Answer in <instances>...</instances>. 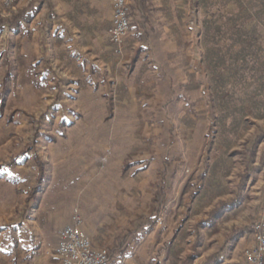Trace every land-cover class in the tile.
Instances as JSON below:
<instances>
[{
  "label": "rangeland",
  "instance_id": "1",
  "mask_svg": "<svg viewBox=\"0 0 264 264\" xmlns=\"http://www.w3.org/2000/svg\"><path fill=\"white\" fill-rule=\"evenodd\" d=\"M145 1L159 41L143 44L134 73L127 63L139 44L141 14L131 10L132 0L130 29L119 46L110 41V13L109 52L120 63L106 67L103 77L94 71L71 79L64 64L52 69L48 61L41 72L32 46L21 53L16 34L0 32V264H33L13 243L41 233L45 223L64 229L74 209L81 230L84 224L102 244L96 248L109 252L110 264H147L171 233L180 236L169 264H183L196 233L199 254H214L232 222L250 233L226 255L241 258L252 241V225L264 211L255 188L264 186V134L254 150L256 170L233 214L195 226L219 198L236 192L246 166L241 151L252 135L264 133V0ZM15 3L0 0V8L7 13ZM33 154L45 177L42 200L27 211L37 176ZM160 185L166 186L165 206L144 232L156 234L139 240L135 222L155 216Z\"/></svg>",
  "mask_w": 264,
  "mask_h": 264
},
{
  "label": "crops",
  "instance_id": "2",
  "mask_svg": "<svg viewBox=\"0 0 264 264\" xmlns=\"http://www.w3.org/2000/svg\"><path fill=\"white\" fill-rule=\"evenodd\" d=\"M29 1L30 0H18L14 4L12 11L25 7ZM50 1L57 13V20L53 19L51 16L45 15L44 8L35 4L29 19L22 23L17 29L10 30L8 28H3L0 32H14L17 36L16 46L21 53H24L27 46H32L33 58L40 65L41 72H45L43 71V68L46 67L43 65L44 61H48L51 67L53 66L52 69H54L56 62H59L61 66L64 64L65 68L63 69V74L71 79L86 77L88 74L92 76L94 71L97 73V76L103 77L105 75L104 72L106 71V67L118 66L120 63L119 57L115 55L113 57L111 56V52H109L111 48H109L110 46L107 41V32L110 27L111 18V12L107 0ZM154 8H156L155 1ZM0 13L1 15H7L4 7L0 8ZM154 13L158 16V9L155 10ZM129 42L127 41L126 46L130 45ZM138 45L137 42L134 43V47ZM139 56L140 53L136 56L134 61H132L130 57L131 62L129 60L127 63L130 65L129 71H132L133 73L135 72V64L140 58ZM89 63L92 65H89ZM258 169L259 168H257V170ZM244 187L245 183L241 188L239 201L243 198L245 192V190L243 191ZM255 188L258 190L256 194L260 195V200L264 201V186ZM41 191L40 194L43 192ZM237 192L238 191L236 190L234 194L231 193V195L219 198L215 204L217 205L220 201H230L234 198ZM38 198L41 197L39 196ZM39 200L41 201L42 198ZM237 203L238 202L235 204ZM235 204L230 208L223 210L219 217L210 220L205 223V225H216L218 220H221L223 216L226 217L233 214ZM64 226L65 225L55 228L49 223L42 224L40 228L41 233H26V235L21 236V240H16L13 244L18 248L21 247L22 249L20 250L25 254L32 255L33 264H54L56 261L54 251L59 242ZM231 229H238L235 236L227 241L225 237V240L220 244L219 250L216 253L204 255L203 257L199 254V246H201V243L199 242L200 233H196V254L192 256L189 261L194 262L193 264H208V259H211L210 264H233V262H238L240 256L237 259H233L232 257L230 258L231 255H226L225 251L234 249V246L232 245H240L247 237V233H250V229H247L245 226H237V223L235 222H232L227 234ZM82 230L90 237L94 247H100L102 245L94 239L92 233H88L84 224ZM150 234L156 233H138V239L142 240L145 235ZM179 236V233H171L170 239L164 242L165 246H160L161 248H158L160 243L156 244L155 248L157 249V252L154 250L152 251V255L147 257V264H169V261L171 260L168 255L169 250L174 242L178 244ZM8 237L10 241L14 242L12 234H9ZM161 237L163 238V236ZM249 237L251 239L250 234ZM194 240L195 238L193 239V242ZM13 244H11V246H13ZM251 244L252 241L243 245V250ZM192 248L194 249V247L191 246V252ZM188 264H190V262Z\"/></svg>",
  "mask_w": 264,
  "mask_h": 264
},
{
  "label": "trees",
  "instance_id": "3",
  "mask_svg": "<svg viewBox=\"0 0 264 264\" xmlns=\"http://www.w3.org/2000/svg\"><path fill=\"white\" fill-rule=\"evenodd\" d=\"M132 6L131 10H133L134 13L136 14H141V19L136 22V32L135 36L137 40L139 41V45L137 48L134 50V54L132 56V61L135 60L136 56L140 53V51H143V44L147 43L148 41L154 42L152 44L157 45L156 43L159 41V35L156 32V29L153 25V22L151 21V18L148 15V8L145 4V0H132ZM38 5L39 7H43L45 10V15L51 16L53 19L57 20L58 16L57 13L54 9V7L51 4L50 0H30L29 3L20 9H16L15 11H12L10 7L7 8V15H0V30L3 28H8L10 30L17 29L22 23L27 21L33 11V6ZM13 5V4H12ZM56 86V85H55ZM57 87V86H56ZM168 92L169 95H172L171 93V87L168 85ZM178 98V97H177ZM176 101L173 99V101L166 103L167 107H170L173 105V103ZM259 131V130H258ZM35 134H37V127H35L34 130ZM263 131L262 132H257L256 134L252 135L250 138L248 144L244 147V149L241 151V154L243 156V159L245 160V172L241 176L240 181L237 186V194H235L234 198L231 199L230 201H220L208 214L206 219L200 220L197 225L195 226V230H198V227L209 222L210 220H213L214 218H217L221 215L222 211L230 208L232 205H234L236 202L239 201L240 198V191L241 188L243 187L245 181L250 178L254 170L256 168L252 166L253 162V157H254V150L255 147L257 146L258 142L260 141V138L263 136ZM46 136V134L44 135ZM47 140H51L50 137L46 136ZM28 150H31L28 149ZM25 155V154H24ZM30 160L34 163V166L37 170V176L35 178L34 183L31 185L30 190L27 192V197L25 199V209L28 211L31 207V204H33L34 201L38 200V194L41 191V188L43 186V179L45 177L44 174V169H43V163L39 160L38 156L36 154H33L31 157H29ZM1 169V167H0ZM202 173L199 174L197 182L202 180ZM187 185L185 184L183 186V189L181 193L183 192L184 188ZM194 184L189 187V195H194L195 192L193 191L194 189ZM165 189L166 186L160 185L157 189L156 192L154 193V201L158 206L157 213L155 214L154 217H148L142 222H135L136 225V230H139L140 233H144L147 230H149L154 223L158 220V212L160 211L161 207L165 206ZM181 195V194H180ZM9 227H5L4 230H8ZM238 232V229H231V231L226 235V241L230 240L233 236H235V233ZM197 243V240L195 241V244ZM196 254L195 248L193 249L192 253L185 257V264L189 263V260L192 256ZM122 257V252H119L118 258ZM211 259H208V264H210Z\"/></svg>",
  "mask_w": 264,
  "mask_h": 264
},
{
  "label": "built area",
  "instance_id": "4",
  "mask_svg": "<svg viewBox=\"0 0 264 264\" xmlns=\"http://www.w3.org/2000/svg\"><path fill=\"white\" fill-rule=\"evenodd\" d=\"M11 5L18 0H2ZM112 20L109 29L110 41L120 45L130 29L127 0H109ZM71 224L61 233L54 254L56 264H110L111 258L105 248H96L91 239L81 230L82 219L77 209L71 213ZM236 264H264V211L259 213L252 225V244L244 249Z\"/></svg>",
  "mask_w": 264,
  "mask_h": 264
}]
</instances>
